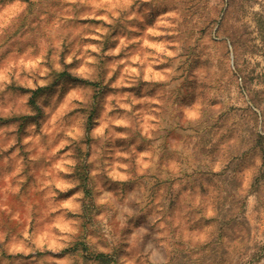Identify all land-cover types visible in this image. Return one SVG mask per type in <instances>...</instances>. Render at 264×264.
Masks as SVG:
<instances>
[{
  "label": "rangeland",
  "instance_id": "1",
  "mask_svg": "<svg viewBox=\"0 0 264 264\" xmlns=\"http://www.w3.org/2000/svg\"><path fill=\"white\" fill-rule=\"evenodd\" d=\"M0 264H264V0H0Z\"/></svg>",
  "mask_w": 264,
  "mask_h": 264
}]
</instances>
